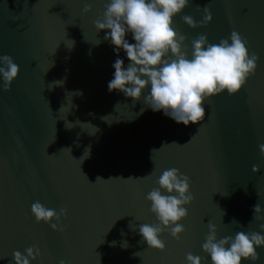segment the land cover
<instances>
[{
	"label": "water",
	"instance_id": "obj_1",
	"mask_svg": "<svg viewBox=\"0 0 264 264\" xmlns=\"http://www.w3.org/2000/svg\"><path fill=\"white\" fill-rule=\"evenodd\" d=\"M107 2L0 0V56L20 69L10 91L0 77V264H15L13 254L30 247L40 252L30 264H187L189 253L211 264L202 250L209 222L218 239L264 235V221L253 220L257 203L264 215V0H189L173 18L189 58L198 36L215 44L234 30L258 57L238 93L209 98L204 120L188 126L145 107L150 87L135 103L109 92L118 57L104 40L108 30L94 27ZM85 4L92 8L86 15ZM205 6L206 27L183 22L191 16L199 25ZM126 39L135 43L131 34ZM119 58L127 68L122 49ZM170 168L190 178L194 199L179 222L184 233L176 240L165 229L160 252L148 248L139 225L158 223L146 197ZM37 201L66 210L62 231L36 222ZM256 251V264H264V247Z\"/></svg>",
	"mask_w": 264,
	"mask_h": 264
},
{
	"label": "clouds",
	"instance_id": "obj_2",
	"mask_svg": "<svg viewBox=\"0 0 264 264\" xmlns=\"http://www.w3.org/2000/svg\"><path fill=\"white\" fill-rule=\"evenodd\" d=\"M188 4L189 0H108L102 17L94 21L97 32L108 30L104 40L110 41L118 57L113 64L114 77L108 83L109 92L119 91L135 103L150 87L149 94L144 97L145 107L153 112L163 111L165 116L184 126L198 125L204 120V104L209 98L225 92L229 95L238 93L255 74L258 61L255 53L249 55L246 40L235 30L229 39L215 44L209 43L206 35L198 36L192 41L189 58L186 37L173 27V18ZM196 10H201L199 5ZM91 11V5L85 4L83 14ZM203 12L199 25L191 16H184L183 22L192 29L206 27L212 16L208 6ZM127 34H131L135 43L126 39ZM121 49L129 61L127 68L119 58ZM19 71L12 57L0 56L4 92L10 91ZM62 84V81H56L51 85ZM144 110L141 109V113ZM259 150L264 155V144L259 145ZM86 151L89 156V150ZM252 171L259 172V167L253 166ZM97 180L104 179L97 177ZM156 183L159 187L153 188L146 199L151 203V212L158 223L139 225V235L148 248L163 252L165 244L159 237L165 229H170L172 238L179 240L185 231L179 222L187 217L185 206L190 205L194 197L190 194V178L176 168L164 170ZM161 190L168 195L162 194ZM31 212L37 223H48L53 231H62L59 225L61 218L66 217L64 208L57 212L37 201L32 204ZM253 212V220L264 221L258 203ZM53 220L56 223H51ZM208 229L202 250L210 256L211 264H242L243 261L256 264L259 260L256 249L264 247V235L240 231L234 237L218 239L216 226L209 222ZM260 229L264 231V223L260 224ZM25 252L26 255L19 251L13 254L15 264H30L40 255L35 247L27 248ZM186 260L187 264H202V258L191 253Z\"/></svg>",
	"mask_w": 264,
	"mask_h": 264
}]
</instances>
